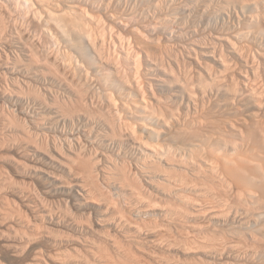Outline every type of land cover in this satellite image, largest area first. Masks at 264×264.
Returning <instances> with one entry per match:
<instances>
[{
	"label": "bare ground",
	"instance_id": "6f19581e",
	"mask_svg": "<svg viewBox=\"0 0 264 264\" xmlns=\"http://www.w3.org/2000/svg\"><path fill=\"white\" fill-rule=\"evenodd\" d=\"M10 1L29 10L0 4V101L22 103L39 128L77 125L78 140L66 144L78 204L94 194L110 204L116 195L133 214L184 226L185 258L139 264H264V0ZM53 139L56 154L29 152L50 192L68 185L55 173L67 167L58 149L65 143ZM106 208L95 219L103 231L139 229L123 212L109 218ZM45 210L36 214L50 216ZM5 220L0 264H48L34 247L37 233ZM147 233L153 250L180 251L181 241L173 247L177 240ZM84 247L94 252V244Z\"/></svg>",
	"mask_w": 264,
	"mask_h": 264
},
{
	"label": "rangeland",
	"instance_id": "374dc122",
	"mask_svg": "<svg viewBox=\"0 0 264 264\" xmlns=\"http://www.w3.org/2000/svg\"><path fill=\"white\" fill-rule=\"evenodd\" d=\"M4 1L1 0V2H2V3H0L1 6H3L2 4L4 3ZM7 2H9L10 5H11V1L10 0L9 1L7 0ZM15 3L13 2L12 5H11V7L13 6L12 8L15 11L17 9V12L18 13L20 12V14H22V15H23L24 11H25L24 12L25 14L28 12L29 9L27 8V6L24 5L25 4L24 2H20V3L17 2L16 4ZM21 3H23L24 6ZM19 4L21 5V7H20ZM0 90H2V88H0ZM57 95H58V98H60V99H63V97H64L61 93H60L61 97H59V94H57ZM10 99L11 98L9 96H6L3 99H1V101H0V145H1L0 146V181H1V183H0V212H1L0 213V220H3V222H4V220H5L4 217H5L6 218L5 222L10 220L11 221L10 223H12L11 225L15 224V226L18 227V228L21 226L20 227L21 228L20 229L21 232L24 231L23 233L26 232L28 235L29 234L32 235V234H36L37 233L36 236L37 237L39 236V237L35 241L34 247L37 248L38 251L41 250L40 253H41V256L45 258L46 261L43 259L45 262H47L48 264H50V263L51 264H55L53 262V259H54L55 256H57L59 258L61 257V259L64 260V261L66 260L62 264H72V263L73 264H83V263L84 264H88V263L89 264H110V263H112V264H127V263H129V264L130 263L131 264H139L137 262L136 258H142L145 261H146V258H155L156 256H157V258L158 257L159 258H173V257L174 258H185L184 254L181 252V250L184 249V246H183V244H184L183 241L184 240H182L180 233H178L179 230L181 228H183L184 226L182 224H180L179 222H175V221H178V220L171 221V223L169 221V225H168V221L165 220V219H164L165 221L161 220V222H160V220H159V221L154 223L155 220H153V218L150 217V216H146L145 214H142V213H138V214H136L135 212H134V214H133V212L131 213L129 211V209H128V203H127V200H125V197H120L119 200L121 199V201L119 202V200L117 199L116 195H114V199L112 198L113 202L110 203L111 205L108 204V203H105V201H103L102 197L99 194H96V195L94 194L92 196L93 198L91 197V198H89L87 200V203L83 201L82 204H80V203L78 204V202H79L78 200L80 199V197L77 196V194L74 192L75 190H79V187L77 186V183H78L77 179L78 178L75 179L73 177V175H72L73 173L71 171L69 172V169L73 165L71 157L74 156V155L67 148V144H69V142H71L70 145H73V144L76 143L75 142L76 140H74V139L78 140V135L80 134V132L78 130L77 125L72 124V123H70V124L68 123V124H66L67 126L64 125L62 127V125L54 124L52 126V128H47V129L39 128V127H37V125H35V126L33 125V124H35L34 123V118H32L33 117L32 116L33 113H31L30 110L27 109V107L24 106L22 103L21 104L20 103H15L14 101H12V99L11 100ZM1 102H3V103H1ZM20 106L22 108H20ZM28 111L30 112L29 114L32 117H30V115H27ZM25 112H27V113H25ZM13 113H14V115H13ZM25 118L26 119L28 118V119L26 120ZM9 120L12 121V122H10ZM29 120H30V122H28ZM29 124L32 126L31 128H30ZM27 126H29V127H27ZM57 126H59V127L57 128ZM24 127H25V129H24ZM41 129H43L44 131L43 130L41 131ZM23 130H26V132H27V130H29L30 131V132L28 131L29 132V136H30V134H32L31 138L32 137L33 138L31 139L30 137H27L28 136L27 133L25 132L26 135H27L26 136L23 133ZM33 130L34 131L35 130L36 131L40 130V131L39 132L35 131L36 132V134H35V133L32 132ZM45 130H48V131H45ZM69 130H71V131H69ZM41 132L48 133V135H49L48 138L50 139L48 141H50V143L49 142L45 143L44 139H41V137L42 138L44 137V136H42L44 133L40 134V136H41V137L39 136L40 139L38 138L37 133L39 134ZM72 132L75 133V134L72 135ZM77 132H78V134H77ZM44 135L46 137L47 134H44ZM74 135H76V137ZM53 137H54V139H53ZM73 137H74V139H73ZM38 139H39V141H38ZM51 139L56 140L57 142L65 143V145H62L64 149L63 148H58V149L60 150V152L63 151L62 153L64 154V156H66L69 159V161H68L66 157H65V159L60 157L62 160H64L66 162V166L68 167V169H67V167H64V168H61V169L59 168V169L55 170V173H56V175L58 177V180L60 182H63L64 184H65V181H66V183L68 182L67 183L68 185H64V187L59 189V190H55V189L51 190L52 192L49 191L50 190V186H47L41 178L36 176V175H38V172L35 173V171H37V170L34 171L35 165L33 167V164H36V163H32L34 161L31 160V158H30L31 155L32 156L33 155H38V153H39V155H41V152L43 153L44 151L47 152V153L51 152V154L55 153L54 150H52L53 149L52 148L53 144H52V140ZM40 140L41 141L43 140V141L40 143ZM80 140L81 141L83 140L82 141L83 145L84 146L86 145V147H87V145L89 146L90 144H92V143H88L86 139L81 138V136H80ZM45 141H46V139H45ZM62 143H57V144L61 145ZM22 146H23V148H21ZM64 146H66V147H64ZM59 147H61V146H59ZM36 148H38L39 150L36 151L37 150ZM21 149H23V150H21ZM24 149H25V151H24ZM29 149H31V150L29 151ZM32 149L33 150L36 149L35 152ZM126 150L127 151L129 150V151L127 152ZM23 151L25 152L24 154L22 153ZM123 151L125 152V154H128L127 156H129V154L131 153L130 149L128 147H126V149L124 148L122 150V152ZM29 152H30L31 155H29ZM32 153H35V154H32ZM24 155L26 156V158L24 157ZM27 157L29 158V160L27 159ZM20 160L22 162L25 161L26 163L25 162L22 163ZM19 161L23 165L24 164L25 165L29 164V167L26 168L25 166L21 165ZM29 161H31V162H29ZM18 162H19V165H18ZM30 164L32 166L31 168H30ZM99 166H100V164H99ZM25 168L26 169L29 168V169L26 170ZM22 169H24V170H22ZM8 174H10V175H8ZM5 179L8 182L4 181ZM39 179H41L42 181L39 180ZM4 182H5V184H4ZM99 182H101V183H99ZM99 182L97 184H100L101 188L105 185L104 186L105 189L104 188H102V189L106 191L107 190L106 183L104 181H101V180ZM86 183L88 184V182H86ZM102 184H104V185H102ZM45 186L49 187V189L48 188L46 189ZM5 187H7V188H5ZM35 188H38V189H35ZM108 191L109 190H107V192ZM114 200H115V202H114ZM40 202H41V205H39V208H38L37 204H40ZM31 204H33V205H31ZM104 204H106V205H104ZM80 205H82V206H80ZM120 205H122V206H120ZM33 206H36V207H33ZM99 206H104L105 208L108 206L106 208V210L109 211L110 213L107 212V211L106 212H107V214L109 213L108 214L109 218H112V219H116L117 220L118 218H120L122 216L121 212L125 213L127 219L130 222H132L133 225L136 223L135 226H137V227L139 226L138 227L139 229H132V232H130L131 234L130 233H124L123 231H117L116 232V231H114L112 229L111 230L108 229V232H107V230L103 231V229H101L99 227V225L97 224V222H96L97 220H95L96 219V215H97V209L99 208ZM114 206L118 207V208H114ZM34 209H35V211H34ZM117 209H120V210H117ZM40 210L41 211L45 210L46 214H49L50 216L44 215L43 217H39V215L41 214ZM124 211H126V212H124ZM9 213L11 214L10 216H9ZM36 213H38L39 215L36 214ZM119 213H120L121 216L119 215ZM139 214H142L144 216H142V215L139 216ZM66 215H67V217H66ZM2 216H3V219H1ZM31 218H32V220H31ZM51 218L54 219L55 221L59 222L60 225L56 226L55 224H53V220ZM144 221H146L148 224L146 222H144ZM151 221H152L151 224L152 225L156 224V227L154 225L152 226L150 224ZM36 222H38V223H36ZM70 222H72V223L70 224ZM141 222H144V223H141ZM172 222H175V223L172 224ZM165 223H167V224H165ZM6 224H8V223L6 222ZM158 224H159V226L162 225V227L160 226V227L157 228ZM149 225H151V226H149ZM172 225L175 226L176 230L173 229L174 227H172ZM168 227L172 228V229H169ZM95 228H97V229H95ZM133 228H136V227H133ZM45 229H46V231H45ZM149 229L152 232L156 231L158 234H160V235L162 234L163 235L162 239H168L169 238L171 240L170 243H172V244L177 240L172 245L173 247H174V245L177 244L178 245L177 247L179 248L180 243L181 244L183 243L182 246L180 245V251H178L176 253H173L174 256H172L171 253L169 254L168 252H166L163 249L162 250H160V249L159 250L158 249H156V250L154 249L153 250V248H150L148 246V244H147V241L150 239V238L147 237V234H148L147 231ZM80 230H82V231H80ZM96 230L97 231L101 230V231H99L97 233ZM176 231H177V233H176ZM51 233L54 234V235H51ZM105 233H107V234H105ZM36 236H35V238H36ZM59 236H63V237L60 238ZM174 237H175V240H174ZM177 237L179 238V240L177 239ZM172 238H173L174 241L172 240ZM180 238H181V240H180ZM92 241H93V243H92ZM178 241L179 242L181 241V242L178 244ZM141 242L142 243L144 242V244H142L143 248L138 246V244L140 245ZM165 242H163L162 245H164ZM88 243L90 245L94 244V246H95L94 252L95 253L94 252L91 253V252H89V251H87L85 249L84 246L87 245ZM99 247H102V248H99ZM177 247H175V248L177 249ZM173 251H175V250H173ZM54 253H56L57 255L54 254ZM58 253H59V255H58ZM49 255H51V256H49ZM118 258H120V259H118ZM48 259H50V260H48ZM99 259H100V261H99ZM0 260L1 261H5L4 260V256L1 253H0ZM73 260H75V261H73ZM112 261H114V262H112Z\"/></svg>",
	"mask_w": 264,
	"mask_h": 264
}]
</instances>
